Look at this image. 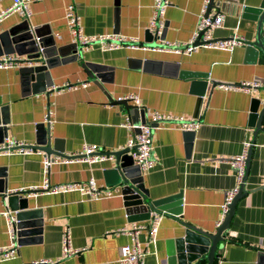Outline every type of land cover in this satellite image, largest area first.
Returning a JSON list of instances; mask_svg holds the SVG:
<instances>
[{"label": "crops", "instance_id": "obj_1", "mask_svg": "<svg viewBox=\"0 0 264 264\" xmlns=\"http://www.w3.org/2000/svg\"><path fill=\"white\" fill-rule=\"evenodd\" d=\"M69 1L75 3L84 31L135 36L139 44L82 48L80 57L49 69L54 84L69 80L75 84L49 93L23 94L20 66L0 68V108L8 106L10 119L6 138L35 143L36 124L44 121L51 146L64 153L80 150L86 142L98 143L106 152L123 147L129 129L120 122L128 114L117 96L127 91L137 92L142 105L191 117L199 93L207 86L194 115L200 122L194 130L168 118L154 124L151 140L156 161L141 170L138 191L118 176L114 154L86 161L63 160L64 155L53 152L50 158L57 157L47 171L39 147L28 153L0 154V179L7 188L6 193L0 192V246L11 243L8 211L16 213L24 201L28 209L40 208L42 217L40 232L24 236L17 255L0 264H31L39 257L52 258L50 264H123L119 246L131 240L134 222L149 219L152 201L169 211L155 233L140 228L142 264H207L206 252L198 251L197 232H188V225L216 229L225 190L236 180L227 158L239 152L247 138L251 143L245 192L234 204L228 234L218 241L213 264H264L260 259L264 248V61L256 58L248 44L256 35L262 0L209 1V10L225 14L213 36L237 33L244 40L227 49L199 44L191 52L182 44L191 38L204 0H170L161 14L162 36L179 42V47L153 46L160 43V37L147 30L154 0H30L27 18L31 24L47 25L59 43L71 42L64 16ZM13 3L0 0V14L8 11L0 21V32L22 20L21 14L12 11ZM86 60L97 65L95 70L81 65ZM246 79L259 84L249 89L217 85ZM81 81H87L86 85ZM262 110L263 128L255 130ZM137 118L134 114L131 119ZM90 174L104 187H113L111 192L97 197L78 189L28 192L45 175L51 182H60L87 179ZM21 188L27 191L22 194ZM66 229L71 244L81 247L68 255L62 248Z\"/></svg>", "mask_w": 264, "mask_h": 264}, {"label": "built area", "instance_id": "obj_2", "mask_svg": "<svg viewBox=\"0 0 264 264\" xmlns=\"http://www.w3.org/2000/svg\"><path fill=\"white\" fill-rule=\"evenodd\" d=\"M210 0H204L200 11L198 13L199 18L196 26L192 31L191 38L182 44L185 51L191 52L192 48L196 45H206V46H216L221 48H232L235 44L242 42L244 40L242 35L233 34L227 38L214 37L213 29L216 26H220L224 22L225 14L223 11L215 10L211 11L208 9ZM170 3V0H154L153 11L149 23L147 24V30L153 34V36L160 37V43L153 45L154 47H179L181 46L179 42L176 41H166L162 36L164 28V20L161 14L164 12L166 6ZM30 0H14L12 11H17L21 16H29L31 13ZM8 12V11H7ZM7 12L0 14V21L2 17ZM64 16L66 18L67 24L69 26L70 32L73 39L81 45L82 48L98 44L103 48H114L119 47L123 44L138 46L139 40L135 36H129L125 34H119L116 32H86L83 30L82 20L76 9L75 3L73 1L67 2L65 7ZM145 46V44H143ZM25 65V56L19 54H5L0 56V68H7L12 66H22ZM87 81H81L83 85H86ZM75 84L74 81H64L61 84H52V89H59L61 87L69 86ZM259 82L255 79H246L235 82H217V85L222 86L225 89L228 88H240L249 89L253 86L258 85ZM206 86V85H205ZM207 86L203 92H201L202 98L206 92ZM126 98L131 100L137 105L140 104V98L137 92L127 91L117 96V99ZM145 108V119L138 122L133 121L128 115L120 122L125 124L129 129V135L127 136L126 143L130 149L132 157L135 162L140 166L141 170H146L152 167L156 161L153 155L152 149V128L154 126L153 122H158L160 119H173L179 122L180 126L187 130H194L199 124L197 116L185 117L181 114L172 115L166 113L165 111L156 110L150 108L149 106L143 105ZM46 119H49L48 114H46ZM139 127V131H135V127ZM251 139L247 138L243 141L242 148L237 153H232L227 158L229 163H231L234 173L236 174L235 182L226 188L225 197L220 205V215L216 220V224H219L226 213L228 212L229 204L233 200L234 196L239 190L241 183L244 181L245 168L247 162V151L250 146ZM31 143L19 140L17 138H6L3 142H0V154L22 152L28 153L35 150ZM41 150V149H39ZM45 154V153H44ZM112 153L106 152L103 147L95 142H86L83 147L77 151H70L65 153L63 160L70 159H81L86 161L100 160L106 156H111ZM58 155V154H57ZM57 156L54 155L53 158ZM50 155L45 154L43 157L44 170L47 171L49 164L51 162ZM43 181L38 185H32L28 192L36 191L39 189L47 191H57V190H71L78 189L88 197H97L101 195L102 192L109 193L113 187L99 184L96 181L94 175L90 174L87 179L81 180H71V181H60L51 182L50 179L45 175ZM134 191H138L137 186H133ZM25 188H21L19 191H24ZM149 219L147 221H136L131 228V240L125 241V243L120 244V254L119 260L123 264H142L144 249L139 246L138 232L140 228L147 227L152 233L158 230V225L162 216L167 213L164 207L158 206L154 201L149 204ZM9 220V230L11 234V243L7 246H0V261L7 260L15 257L19 250L17 227H16V214L15 212L8 211ZM71 233L68 229L64 230L62 236V248L63 254L68 255L75 251L81 249L79 246L71 244ZM54 262L52 258L49 257H39L33 260L31 264H50Z\"/></svg>", "mask_w": 264, "mask_h": 264}, {"label": "water", "instance_id": "obj_3", "mask_svg": "<svg viewBox=\"0 0 264 264\" xmlns=\"http://www.w3.org/2000/svg\"><path fill=\"white\" fill-rule=\"evenodd\" d=\"M213 0H210L212 3ZM118 2V0H116ZM210 9V6L209 8ZM258 19L256 23V35L254 40L248 41V44L254 49V54L256 58L260 61H264V0L261 1V4L257 8ZM19 54L25 55V65L20 66L21 80L24 87L23 94L33 91H46L47 93L51 92L53 79L49 69L59 64L62 61H66L72 58H78L82 55V47L77 41L73 40L68 43H59L56 36L52 33L47 25H36L31 24L30 20L26 16H22V20L13 24L6 30L0 32V56L5 54ZM81 65L86 69L95 70V64L90 61H82ZM92 73V71L90 72ZM203 92V91H201ZM201 92L197 97V106L196 110L193 113L194 115L198 114V111L201 106L202 95ZM117 101L125 105L127 114L130 118H133L134 114L137 115V119H132L135 122L145 119V108L143 105H137L131 103L128 99L122 98L117 99ZM0 112L3 117L0 118V142H3L8 136V123L10 122L8 113V106H1ZM262 115L263 110L258 116V121L256 123L255 130L263 128L262 126ZM169 119V118H168ZM153 124H157L156 121ZM38 126V137L36 138L35 143H31L33 147H39L44 151L45 154L50 155L53 152L61 155H65L62 150L56 149L51 146L49 142V125L45 126L44 121H39L36 124ZM135 131H139V127H135ZM127 145L123 147L107 150L109 153L115 155L116 159V171H118V176H120L122 182L128 188H133L134 185L139 186V181L142 180L140 166L135 162V159L132 157L131 152L129 151ZM250 159V148L247 151V162L245 168V176ZM3 175L0 172V176ZM129 179V180H128ZM126 180V181H125ZM127 181H130L129 183ZM244 181L241 183L238 192L234 196L233 200L229 204V210L224 216L223 220L217 224L214 231L204 229L199 226H194L189 224L188 227L190 233H196V240L199 243V252H206L207 264H213V259L216 254L215 250L218 246L217 243L219 240L226 238L229 230V223L234 212V204L238 197L243 194ZM7 188L5 186V181L0 179V192L6 193ZM27 190L21 191L25 192ZM17 194V193H16ZM20 209L16 211V227L18 235V243H22L24 236L40 232L42 217L40 208L28 209L22 203ZM24 241V240H23ZM261 261L264 259V248L263 253L260 257Z\"/></svg>", "mask_w": 264, "mask_h": 264}]
</instances>
